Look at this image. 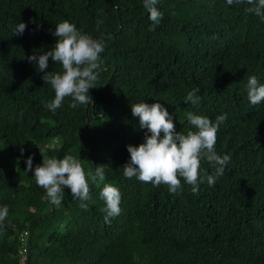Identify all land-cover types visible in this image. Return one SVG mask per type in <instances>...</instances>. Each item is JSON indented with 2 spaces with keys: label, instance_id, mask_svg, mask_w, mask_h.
<instances>
[{
  "label": "trees",
  "instance_id": "trees-1",
  "mask_svg": "<svg viewBox=\"0 0 264 264\" xmlns=\"http://www.w3.org/2000/svg\"><path fill=\"white\" fill-rule=\"evenodd\" d=\"M257 4L157 0L163 17L153 25L143 0H0V209H8L0 264H264V101L252 105L247 96L250 76L264 84V17L247 11ZM64 20L102 40L104 51L92 102L72 108L65 97L53 112L46 105L54 89L27 57L50 51ZM20 22L26 28L16 34ZM46 71L61 65L49 57ZM193 89L195 105L185 102ZM140 102L161 103L185 133L195 130L189 112L213 122L227 114L214 150L230 160L214 185L205 180L197 194L181 177L170 193L167 184L123 175L127 146L147 132L131 111ZM42 153L78 158L89 198L62 186L61 204H51L33 177ZM98 166L103 182L92 178ZM199 171L215 175L203 158ZM105 184L121 195V211L108 222Z\"/></svg>",
  "mask_w": 264,
  "mask_h": 264
},
{
  "label": "clouds",
  "instance_id": "clouds-1",
  "mask_svg": "<svg viewBox=\"0 0 264 264\" xmlns=\"http://www.w3.org/2000/svg\"><path fill=\"white\" fill-rule=\"evenodd\" d=\"M249 4L253 0H247ZM234 0H227L232 5ZM157 0H143V6L149 12V20L153 25H159L163 13L155 7ZM247 11L264 17V0H258L255 7ZM26 24L20 22L14 31L23 34ZM154 30V28H150ZM52 35L58 39L50 51L35 52L27 59L35 63L38 70L44 72L42 79L54 89L55 98L46 107L55 112L65 97H71L70 107L92 102L89 90L96 87L102 64L100 54L104 51V44L100 39H94L88 34L78 31L76 26L67 20L55 25ZM49 57L61 65L62 71H46ZM198 89L187 92L185 102L195 105L199 103L196 95ZM247 96L252 105L264 101V84L258 83L256 76H250L247 83ZM133 117L139 119L141 128L147 129L144 142L138 146L128 145L130 160L123 166V175L127 178L137 177L144 183L155 186L167 184L170 193H176L184 181L192 185L193 193L198 194L199 184L205 180L208 185L215 183V177L224 172V166L230 160L228 155L221 157L215 152L216 134L219 126L227 119V114L218 115L215 122L208 117L187 114L190 125L195 130L186 133L176 131L175 125L167 109L159 102H140L131 104ZM23 152V149H21ZM33 172L36 184L46 191L50 203L60 205L63 187L70 189L73 198L80 201L89 198V184L80 160L71 154L63 158L45 157ZM208 161L215 169V175H201V159ZM27 170H33L32 157L26 160ZM93 180L103 182L105 170L103 166L95 169ZM101 199L105 202L106 222L109 217L119 215L121 195L118 188L105 184L101 190ZM81 207H86L83 203ZM8 215L7 206L0 209V222Z\"/></svg>",
  "mask_w": 264,
  "mask_h": 264
},
{
  "label": "built area",
  "instance_id": "built-area-1",
  "mask_svg": "<svg viewBox=\"0 0 264 264\" xmlns=\"http://www.w3.org/2000/svg\"><path fill=\"white\" fill-rule=\"evenodd\" d=\"M27 234L28 231L27 230H23L20 235H19V239L21 240V244L20 247L18 249L19 255H20V262L21 263H25L28 260V241H27Z\"/></svg>",
  "mask_w": 264,
  "mask_h": 264
}]
</instances>
